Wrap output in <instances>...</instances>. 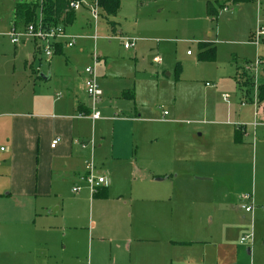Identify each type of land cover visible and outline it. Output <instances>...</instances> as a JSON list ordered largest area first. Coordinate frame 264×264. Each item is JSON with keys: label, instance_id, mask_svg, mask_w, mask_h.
I'll list each match as a JSON object with an SVG mask.
<instances>
[{"label": "crops", "instance_id": "crops-1", "mask_svg": "<svg viewBox=\"0 0 264 264\" xmlns=\"http://www.w3.org/2000/svg\"><path fill=\"white\" fill-rule=\"evenodd\" d=\"M81 8L93 21L89 7ZM73 11L70 19L59 25L71 23ZM64 47L68 46L60 41L55 52L62 53ZM83 89L82 84L81 89L79 84L67 89L59 103L23 99L11 106L0 83V142L6 144V184L0 185V197L16 202L10 219L0 226V264H238L244 248L237 244L251 245L255 234L264 242V136L245 128H234L228 139L218 128L166 129L154 134L148 147V156L155 160L150 176L116 198L108 195L105 177L106 182L96 189L98 197L93 196L86 183L78 180L84 172L83 162L89 159L85 158L88 140L76 133L73 117L88 112L89 98ZM129 93L122 90L124 97L132 96ZM242 102L238 112L233 111L237 122L248 115L245 104L249 98ZM27 103L30 106L25 111ZM225 113L228 116L227 109ZM54 138L58 141L51 147ZM251 153L258 158L263 191L256 192L252 179L254 209L247 213L237 206L232 187ZM108 174L112 183V173ZM69 181L70 192L74 184L81 186L72 196L69 187L62 190ZM82 188L87 192L79 194ZM217 210L222 213L220 221L210 224ZM203 215L209 216L208 222ZM85 216L86 226L81 225ZM250 229L255 232L251 231L252 241L240 242ZM9 244L20 245L33 257H5ZM204 244L209 248H201Z\"/></svg>", "mask_w": 264, "mask_h": 264}, {"label": "rangeland", "instance_id": "rangeland-1", "mask_svg": "<svg viewBox=\"0 0 264 264\" xmlns=\"http://www.w3.org/2000/svg\"><path fill=\"white\" fill-rule=\"evenodd\" d=\"M206 1L120 0L114 13H102L98 9L95 23L88 11L80 7L73 11L72 22L64 26L65 33L76 38L74 46L64 47L62 53L51 48L52 56L45 60L30 38L16 45L10 43L6 32L11 27L13 0H0V83L8 93L11 106H17L23 99L42 104L59 103L66 97L67 89H74L78 84L80 89L81 84L84 88V68L94 66L102 90L98 103L101 118L91 122L88 117L84 120L76 114L73 117L76 118V133L88 140L85 158H91L104 172L108 179V195L116 198L148 174L150 176L155 160L147 151L154 134L196 126L218 128L221 133H227L226 139L229 134L232 136L234 128L238 131L255 129L257 135L264 136V115L260 113L254 117L252 103L245 104L247 112H243L248 115L243 122H237L233 113L240 102L251 97L257 85L264 84L262 65L257 68L253 85L235 77V71L242 70L256 56L264 57V38L257 44L253 40L258 25L264 27V0H212L215 6L220 5L213 17L206 13ZM85 2L89 7L90 0ZM120 38L132 40L133 47L124 49ZM200 41L212 44H206L208 49L200 53ZM38 48H41L40 43ZM247 74L251 77L253 72ZM43 77L49 78L44 80ZM124 89L132 96L124 97ZM79 93L85 94L81 90ZM224 94L226 100L222 98ZM29 106L27 103L24 110ZM255 107L259 113L261 104ZM162 110L167 115L163 116ZM171 118L172 122L168 120ZM224 121L233 123L225 125ZM0 146L3 148L0 151V185H3L6 184V144L0 142ZM240 170L232 187L237 206L243 194L252 192V179H255L256 192L263 191L257 155L255 158L251 153L250 161H244ZM108 171L112 173V183ZM71 184V181L63 184L62 190L66 192L69 187L70 192ZM86 192L82 188L79 194ZM72 193L71 196L75 194ZM15 203L0 197V226L6 218L10 219ZM86 210L87 205H84ZM221 214L217 210L210 224L220 221ZM203 220L208 222L209 216L203 215ZM81 225H88L86 216ZM98 234L94 231V235ZM244 243L237 244L244 248L238 264H264L263 239L254 235L252 244H247L250 253ZM9 245L5 257H33L20 245ZM202 246L209 248L206 244ZM207 258L212 257L208 255Z\"/></svg>", "mask_w": 264, "mask_h": 264}, {"label": "built area", "instance_id": "built-area-1", "mask_svg": "<svg viewBox=\"0 0 264 264\" xmlns=\"http://www.w3.org/2000/svg\"><path fill=\"white\" fill-rule=\"evenodd\" d=\"M85 0H70L68 4V9L71 10H78L82 5H85ZM42 4L43 0H37V17L36 21L33 23H29L26 26H23L22 28L15 27L11 24L10 30L6 32V35L8 36L10 42L13 45H16L20 43L23 39L30 38L34 40L35 47L37 50H41L42 54L45 57V60H49L52 56L51 48L55 50L56 46L60 43V41H63L64 45L70 47L74 44L75 37L68 36L65 31L64 27L62 25H52V26H44L43 19H42ZM97 0H90L89 4V12L90 15L94 21L96 22L99 10H98ZM224 9V8H223ZM264 38V27L258 25V30L254 34V42L257 44L259 43V40ZM123 41L124 48L128 49L129 47L134 45V42L132 40H129L127 38H120ZM39 43L41 45V48L39 47ZM187 53H190L187 51ZM94 59H96L95 56H93ZM259 65H262V70L264 67V57L256 56L255 59L252 62H248L246 66L243 68L245 72H253V75L251 78V85L254 84L256 80V73L257 68ZM264 72V71H263ZM85 78L83 79V87L84 91L87 94L89 98V106H88V112L86 113H78L76 117L84 118L88 117L91 120H96L100 118V111L98 107V103L102 96V90L100 89L97 81V76L95 72L94 66H88L84 68ZM207 86L211 85L209 83H205ZM255 86V85H254ZM258 85L255 87L254 92L252 93L251 97L249 98V103H252L254 106V113L260 114L261 111L258 113L257 106L258 103ZM223 100L227 99V95L224 94L222 96ZM242 102V104H244ZM166 111L163 112V115H166ZM58 138H54L51 140L50 146L54 147L57 143ZM83 169L84 172L78 176V180L81 182H85L87 185V188L89 191L95 192L97 187L101 186L106 182V178L103 174H100L96 168L95 163L91 158L85 160L83 162ZM81 189V186L78 184H74L71 188V191L73 193H77ZM240 204L239 207L247 213H252L254 209V201L252 193H245L240 198ZM253 239V233L250 232L249 234L242 236L240 238V242H244L246 240L252 241Z\"/></svg>", "mask_w": 264, "mask_h": 264}, {"label": "trees", "instance_id": "trees-1", "mask_svg": "<svg viewBox=\"0 0 264 264\" xmlns=\"http://www.w3.org/2000/svg\"><path fill=\"white\" fill-rule=\"evenodd\" d=\"M231 2H240L244 0H230ZM70 0H43L42 4V19L44 26H52V25H59L64 24L68 21L72 15L71 9H68V4ZM120 0H97L98 8L102 13H114L118 8ZM220 5L212 1H207L205 5L206 13L208 16L213 17L216 12L217 8ZM224 8V6L222 7ZM263 17H264V8L262 10ZM12 25L15 27L19 26H26L29 23H33L36 21L37 17V0H13V7H12ZM206 41H200L198 43L199 52L202 53L206 51L209 47H206ZM57 47V46H56ZM214 49V46L211 47ZM264 71V67H263ZM235 77L238 81H243L245 84H251L250 75L247 74L243 69L239 72L236 71ZM258 103L261 104L262 110L264 112V84L258 85ZM98 190L93 193V196L98 197Z\"/></svg>", "mask_w": 264, "mask_h": 264}]
</instances>
